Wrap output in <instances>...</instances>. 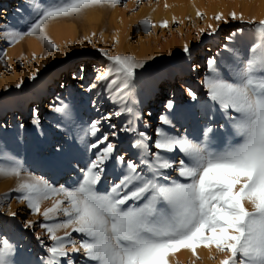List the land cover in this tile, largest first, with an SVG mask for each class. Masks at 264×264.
Here are the masks:
<instances>
[{
	"label": "rangeland",
	"instance_id": "374dc122",
	"mask_svg": "<svg viewBox=\"0 0 264 264\" xmlns=\"http://www.w3.org/2000/svg\"><path fill=\"white\" fill-rule=\"evenodd\" d=\"M35 3L46 4L48 0ZM261 6L264 13V0H121L116 6H96L107 10L105 20L112 29L105 32L106 38L90 34L53 49L33 36L16 43L7 40L5 30L27 31L31 22L25 23L23 16L34 9L30 0H0V55L4 56L0 62V162L6 157L18 159L25 171L47 180L54 188L71 189L82 179V170L95 159L97 149L90 145L108 134L115 150L113 159L106 162L100 185L107 189L125 170L114 158L123 156L126 161L139 163L140 149L133 145L141 139L140 132L155 139L156 128L162 126L161 116L172 120L171 126H163L166 130L189 138L203 139L204 130L211 127L209 147L221 150L224 145L215 144L214 148L212 142L226 131L227 116L208 98L202 81L210 74V59L221 76L230 79L234 75L254 42L247 18ZM198 11L202 16L197 15ZM233 12L236 20L231 19ZM152 13L169 14L170 18L160 16L154 20L149 15ZM217 14H223V19L217 21ZM146 19L153 25L148 31L141 24ZM163 21H167V27L161 26ZM212 29L216 31L209 35ZM28 41L36 42L40 52L27 58ZM185 45L189 53L183 51ZM101 50L145 61V66L136 70L135 86L126 104L115 87L108 89L114 75L97 80L110 64ZM17 84L21 86L17 88ZM188 89L196 94V100L188 95ZM148 92L152 95L147 96ZM169 100L174 105L172 110L165 107ZM62 105L68 106L67 118L54 111ZM125 107L133 111H121ZM116 112L121 114L117 116ZM37 117L39 125L33 123ZM97 120L100 131L92 136L90 127ZM38 162L43 166H37ZM170 178H177V174L171 172ZM16 185L14 177L0 178V234L17 246L15 259L19 264H44L52 241L41 225L61 222L64 217L45 221L42 215L33 214L26 202L18 199L20 194L13 191ZM60 198L53 195L43 201L41 211ZM9 211L17 215L10 216ZM29 221L32 225L26 227ZM63 233L62 229L57 234ZM72 239L79 241L81 236L72 233ZM182 250L173 254L175 259L170 264H220L227 255L214 246H201L196 256L183 259ZM70 255L76 264H85L82 253Z\"/></svg>",
	"mask_w": 264,
	"mask_h": 264
},
{
	"label": "snow or ice",
	"instance_id": "6c2138e0",
	"mask_svg": "<svg viewBox=\"0 0 264 264\" xmlns=\"http://www.w3.org/2000/svg\"><path fill=\"white\" fill-rule=\"evenodd\" d=\"M30 2L34 17L27 31L5 30V38L16 43L25 36L38 35L55 49L46 34L48 22L79 16L93 6H116L121 0ZM197 15L202 13L198 11ZM237 18L235 12L231 13V19ZM215 19L222 20L223 14ZM239 19L244 22L242 15ZM246 23L252 25L254 42L241 66L226 79L210 59V74L202 81L208 98L227 116L232 130V139L221 150L209 147L211 127L204 130L203 139L189 138L166 130L163 126H171L172 120L161 116L162 126L156 128L155 139L140 132L141 139L133 145L140 149L139 163L126 161L123 156L114 158L125 170L107 189L100 185L106 162L113 159L115 150L108 134L90 145L97 149L95 159L71 189L54 188L47 180L25 171L18 159L6 157L0 162V178H16L13 191L20 194L18 199L26 202L33 214L42 215L45 221L64 217L61 222L41 225L52 241L44 264H76L70 253H82L85 264H170L169 257L179 250L189 249L196 256L201 246H214L227 253L220 264H264V19ZM141 24L145 31L153 26L147 19ZM161 26L167 27V21ZM215 31L212 29L209 35ZM101 51L110 64L97 80L114 75L108 87H115L126 104L135 86L136 70L143 68L145 61ZM183 51L189 53L190 49L185 45ZM3 60L0 55V62ZM188 95L197 99L191 89ZM165 107L174 109L173 102L169 100ZM67 109V105L54 107L66 118L70 115ZM121 111L131 113L133 109L125 107ZM33 123L39 125V118ZM99 125V120L92 122V136H97ZM171 172L177 178L171 179ZM53 195L62 198L41 211V203ZM8 214L17 215L11 211ZM31 225L29 221L25 226ZM62 229L63 236L58 235ZM72 233L80 234L81 239H72ZM16 252L17 246L0 234V264H19Z\"/></svg>",
	"mask_w": 264,
	"mask_h": 264
},
{
	"label": "bare ground",
	"instance_id": "6f19581e",
	"mask_svg": "<svg viewBox=\"0 0 264 264\" xmlns=\"http://www.w3.org/2000/svg\"><path fill=\"white\" fill-rule=\"evenodd\" d=\"M3 6H5L6 8L7 2H5ZM262 9H263L262 6L258 7L256 13L250 15L247 19L255 20L257 22L261 19H264V13H261ZM106 13L107 10L105 8L103 7L98 8L96 6H93L87 9L86 11H84L80 16L71 17V18H58L52 20L47 24L46 34L48 38L52 41V43L55 44L58 48L66 47L69 44H71L72 41L74 42H77V40L80 41V38L81 39L86 38L87 36H90V34H93L94 36L95 34H100L103 38H106L105 32H110L112 29L110 24L109 23L107 24L105 20ZM149 15L154 20H157L160 16L170 18L169 14L152 13ZM33 17H34V10L31 11L30 13L25 14L23 16V21L25 23L32 22L31 20H33ZM76 30H78L79 33H77ZM32 36L38 38V40L42 39L38 35H32ZM38 52H40V48L37 46V43L33 41H28L27 52L25 54V57L27 58L31 57L32 55H35ZM108 89L110 88L108 87ZM39 93L43 94V91L41 90ZM146 95L151 96L152 93L148 92ZM219 111H221V109H219ZM230 139H232V130L230 125L227 123L226 131L220 134L219 136H215L213 138L212 144H214V148L216 146L215 144H219V146L222 145L225 146ZM69 149L71 151H75L73 148H69ZM37 166H43V165L38 162ZM180 253L183 259H185L184 257L186 258L191 257L192 255V252L189 249H184ZM172 258H174V255H171L169 257V260L171 261Z\"/></svg>",
	"mask_w": 264,
	"mask_h": 264
}]
</instances>
